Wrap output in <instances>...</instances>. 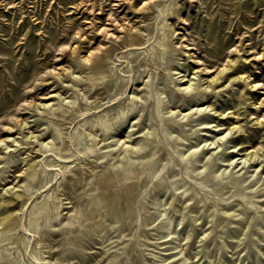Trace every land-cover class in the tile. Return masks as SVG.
Segmentation results:
<instances>
[{
  "label": "rangeland",
  "instance_id": "374dc122",
  "mask_svg": "<svg viewBox=\"0 0 264 264\" xmlns=\"http://www.w3.org/2000/svg\"><path fill=\"white\" fill-rule=\"evenodd\" d=\"M14 193L0 264H264V0H0Z\"/></svg>",
  "mask_w": 264,
  "mask_h": 264
},
{
  "label": "bare ground",
  "instance_id": "6f19581e",
  "mask_svg": "<svg viewBox=\"0 0 264 264\" xmlns=\"http://www.w3.org/2000/svg\"><path fill=\"white\" fill-rule=\"evenodd\" d=\"M118 1H120V0H118ZM143 9V8H142ZM256 19V18H255ZM252 21V20H251ZM253 22V21H252ZM220 29V28H219ZM23 44H24V42H23ZM242 45V44H241ZM245 46V45H244ZM240 49L242 50V48L240 47ZM239 49V52L241 51ZM91 55L90 54H88L87 55V57H84L85 58V60L86 61H90V59H91ZM240 59V58H239ZM241 60V59H240ZM250 61V60H249ZM237 63H238V58H237V60H235L234 59V61H232V63H231V65L228 67V68H226L224 71H221L222 73H224V72H227V70H230V69H233V71L234 70H236L235 68H237ZM202 71V70H201ZM232 73V72H231ZM236 73V72H235ZM219 73H217V77L215 78V79H219V76L221 75V73L218 75ZM233 77V75H230L229 74V79L231 80V79H235L234 77ZM236 77V76H235ZM248 77V76H247ZM228 78V77H227ZM238 78V77H237ZM21 79V78H20ZM214 79V80H215ZM259 105H261V102H260V104ZM159 107V106H158ZM257 108V107H256ZM259 108V107H258ZM258 110V109H257ZM31 166V165H30ZM29 178H30V180H33L32 178H33V176H31V174L30 173H27L26 174ZM15 194V193H14ZM19 197H22V193H16L15 195H14V197L10 200V201H7L6 200V202L5 203H0V209L1 210H5L6 211V215L4 216V218L2 219V220H0L3 224H6L7 223V221L11 218V214L13 213V209H14V206L15 205H12V201L14 202V200L16 199L17 200V198H19ZM18 201V200H17ZM18 203V202H17ZM16 204V203H15ZM21 204V203H20ZM17 205V204H16ZM18 206V205H17ZM13 216V215H12ZM8 223H9V221H8ZM7 223V224H8ZM3 228V227H2ZM5 231H6V229H5ZM2 233H4V231L2 232Z\"/></svg>",
  "mask_w": 264,
  "mask_h": 264
}]
</instances>
